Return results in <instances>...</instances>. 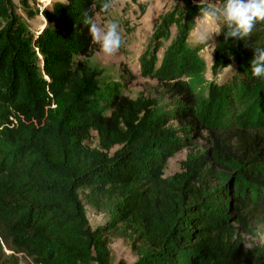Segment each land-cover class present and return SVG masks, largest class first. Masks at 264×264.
Here are the masks:
<instances>
[{"label":"trees","instance_id":"trees-1","mask_svg":"<svg viewBox=\"0 0 264 264\" xmlns=\"http://www.w3.org/2000/svg\"><path fill=\"white\" fill-rule=\"evenodd\" d=\"M18 1L45 22L32 33L0 0V264H107L105 235L121 224L147 249L135 264H264V242L245 239L264 224V81L250 73L264 21L240 41L218 35L212 70L233 74L205 98L187 44L199 8L185 0L163 15L152 47L173 26L176 36L142 74L169 97L161 106L102 84L86 63L97 51L83 23L94 0H52L40 12ZM199 142L163 177L169 158ZM80 191L94 205L116 198L114 219L91 229Z\"/></svg>","mask_w":264,"mask_h":264},{"label":"rangeland","instance_id":"rangeland-1","mask_svg":"<svg viewBox=\"0 0 264 264\" xmlns=\"http://www.w3.org/2000/svg\"><path fill=\"white\" fill-rule=\"evenodd\" d=\"M18 7L17 13L25 21L32 33L40 30L44 25V18L41 15L29 18L19 8V1L12 0ZM98 6V12L93 22L97 26H103L109 21L118 23V31L121 35V47L112 55H105L99 45L97 51L86 59L90 68L100 72L99 80L102 84L116 83L120 93L129 99L155 98L161 106L170 105V99L166 94L160 92L156 82L144 77L148 60L153 59V64L159 65L163 60L164 53L174 41L176 29H170V41L164 42V47L157 50L152 47L151 38L154 29L158 26L160 18L166 13L180 9L184 6L185 0H111L112 6L104 11L101 5L104 0H94ZM193 7H198L199 0H186ZM52 0H31L29 10L45 11L49 9ZM209 30L215 26L209 25ZM218 35L213 34L212 39L206 44H197L194 40L193 30L187 37V44L196 51L203 68L200 73L198 94L207 97H216V87L224 85L231 75L233 68L229 67L219 72H213L214 48L217 44ZM146 53V54H145ZM145 54V55H144ZM221 108L216 113L220 114ZM199 142L193 148L183 149L169 158L163 169L162 175L165 178L171 177L179 171L180 162L185 160L191 153V149L199 148ZM90 148L98 146V138L92 134L87 143ZM80 199L84 206L86 218L91 229L107 224L114 219L113 207L118 203L116 198H109L99 205H94L89 197L88 191H80ZM254 236L245 237L248 246L261 245L264 242V224L259 226ZM106 248L108 251L107 264H135L146 253L147 249L142 240L124 224L118 225L105 235ZM19 264H31L29 260L21 257ZM97 264V263H92Z\"/></svg>","mask_w":264,"mask_h":264},{"label":"clouds","instance_id":"clouds-1","mask_svg":"<svg viewBox=\"0 0 264 264\" xmlns=\"http://www.w3.org/2000/svg\"><path fill=\"white\" fill-rule=\"evenodd\" d=\"M111 6V0H104L101 5L104 11ZM198 8L199 14L193 28L197 44L209 43L213 34L221 33L225 43L229 39L240 41L252 33L256 23L264 21V0H199ZM83 23L92 41L99 45L105 55L110 56L121 47L117 22L109 21L103 26H97L86 14ZM209 25L215 28L209 30ZM250 73L253 78L264 81V44H258L253 49Z\"/></svg>","mask_w":264,"mask_h":264}]
</instances>
